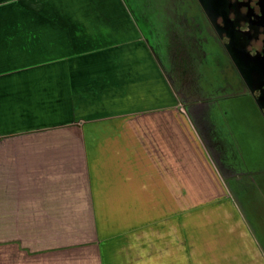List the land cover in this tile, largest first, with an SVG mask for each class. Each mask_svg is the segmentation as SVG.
<instances>
[{
    "label": "crops",
    "instance_id": "obj_1",
    "mask_svg": "<svg viewBox=\"0 0 264 264\" xmlns=\"http://www.w3.org/2000/svg\"><path fill=\"white\" fill-rule=\"evenodd\" d=\"M0 10V264H260L191 114L151 108L168 81L122 0Z\"/></svg>",
    "mask_w": 264,
    "mask_h": 264
},
{
    "label": "rangeland",
    "instance_id": "obj_2",
    "mask_svg": "<svg viewBox=\"0 0 264 264\" xmlns=\"http://www.w3.org/2000/svg\"><path fill=\"white\" fill-rule=\"evenodd\" d=\"M128 2L130 8L128 7L127 10L129 14L133 13L130 14L131 16L136 19L146 15L153 22V34H151L154 38L150 40L155 49L153 58L166 59L168 52L171 57L176 54L177 57L183 58L180 63L186 70L187 76L185 77L184 74L182 77H185L184 81L190 89L187 96L192 97V106L200 105L201 108L207 109V115H204L201 126L195 124L189 112L188 116L191 117L193 126L199 133L203 153L221 180L218 181V185L221 184L220 187L225 188L228 193L227 197L221 200V204L231 206L234 210L233 213L228 209L224 210L225 221L231 220L228 227L240 242H248L244 246L246 249L249 248V251L246 250L248 253L254 250L253 257L261 254L264 252V123L259 109L253 99L245 94V87L237 76L228 69L204 67L200 61L201 56L199 59V54L196 56L193 52L195 41L193 38L186 41V37L182 35L189 33L181 23L186 13L184 0H128ZM1 12L3 11L0 10ZM145 30L148 31L147 28ZM174 33L179 39L178 48L173 47ZM193 56L195 60L191 63L189 57ZM134 58L144 59L143 54L138 51L130 57V59ZM205 68L207 73L203 72L200 76L201 70L205 71ZM144 70L149 76V69ZM149 77L150 79L147 77L145 83L147 92L153 94L151 108L183 110L184 106L170 88L172 85L175 86L171 78L166 82L155 70ZM175 87L181 88L177 84ZM215 98L221 108L228 110L227 119L221 117L219 110L213 106ZM149 104L147 100L145 105ZM170 120L172 121L173 118ZM174 123L179 124L177 121ZM173 128L175 127L169 125L170 130H174ZM184 199L189 205L198 200L193 197ZM205 199L214 198H199L203 202ZM252 245L255 248L251 249ZM244 248L243 246L240 248L242 253ZM260 264H263L261 258Z\"/></svg>",
    "mask_w": 264,
    "mask_h": 264
},
{
    "label": "flooded vegetation",
    "instance_id": "obj_3",
    "mask_svg": "<svg viewBox=\"0 0 264 264\" xmlns=\"http://www.w3.org/2000/svg\"><path fill=\"white\" fill-rule=\"evenodd\" d=\"M184 1L186 3V13L184 14V19H181V23L184 29L188 30L189 33L182 35L186 37V41L191 38L195 41L196 44L193 52H195L196 56L199 54V59L202 58L200 61L203 63L204 67L207 66L206 68L209 67V69L212 67L220 68L222 70L228 69L231 71L239 78L245 87V94L249 95L256 104L259 90H256L253 94L248 91L233 64L227 49L225 48L224 43L231 42L232 45L237 44L239 46L244 44L246 54L251 55L254 53H262L264 50V0H220L217 3H214L211 9V15L215 16V26L210 23L199 0ZM218 31H220L221 35H219ZM172 37V43L174 44L173 47L178 48L179 39L177 35L174 33ZM168 53L167 58L162 59L163 69L168 78H171L173 83L175 82L174 85L176 86L177 84L181 87L177 89V87L172 85L170 88L178 101L192 115L195 124L201 126L204 115H207V109L204 107L201 108L200 105L195 107L192 106L193 99L192 97L189 98L187 96L190 89L188 84L184 81V78L187 76L185 74L186 70L183 69L180 63L183 58H179V56L177 57V55L173 53V57H171ZM207 57L208 59H206ZM189 58L191 63H194L195 57L193 56L192 58ZM188 62L187 59V63ZM206 68L205 71L201 70L200 76L203 72L207 73ZM184 74L185 77H182ZM210 77L212 78L211 75ZM180 84L183 86H180ZM214 101L215 103L213 106L219 110L220 116L227 119L229 117L227 115L228 110L226 108H221L217 99ZM195 102L201 103L198 101ZM208 105L211 106L210 104ZM259 111L260 117L264 123V108L259 109ZM260 255L264 264V252H261Z\"/></svg>",
    "mask_w": 264,
    "mask_h": 264
},
{
    "label": "water",
    "instance_id": "obj_4",
    "mask_svg": "<svg viewBox=\"0 0 264 264\" xmlns=\"http://www.w3.org/2000/svg\"><path fill=\"white\" fill-rule=\"evenodd\" d=\"M125 4L126 8L128 9L129 2L128 0H122ZM220 0H199L201 7L205 11L209 21L211 24L215 26V16L211 15V9L214 3H217ZM130 14H133L130 12ZM133 20L135 21L136 25L139 28V31L142 35L144 42L149 47L152 55L155 54L154 46L151 45L150 40L152 41L154 36L148 31L145 30L144 21L147 16L144 15L141 18L135 17L132 15ZM150 18V17H149ZM219 35L220 31H218ZM225 48L227 49L233 64L235 65L238 74L240 75L241 79L243 80L246 88L250 93H254L256 90H259V94L256 99V105L258 109L264 108V50L262 53H254V54H246L244 44L239 45H232V43H224ZM154 53V54H153ZM162 72L164 73L165 77L169 80L166 72L163 69V61L158 60V58H154ZM185 109V108H184ZM186 110V109H185Z\"/></svg>",
    "mask_w": 264,
    "mask_h": 264
}]
</instances>
